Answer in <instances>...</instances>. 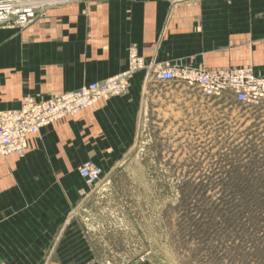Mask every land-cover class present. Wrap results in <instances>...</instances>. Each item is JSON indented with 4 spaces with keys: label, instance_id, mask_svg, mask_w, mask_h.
Wrapping results in <instances>:
<instances>
[{
    "label": "crops",
    "instance_id": "0c3cea01",
    "mask_svg": "<svg viewBox=\"0 0 264 264\" xmlns=\"http://www.w3.org/2000/svg\"><path fill=\"white\" fill-rule=\"evenodd\" d=\"M131 53L146 65L127 73ZM165 64L264 76V0H67L0 26V109L128 80L123 94L40 128L23 155L0 156V264L61 262L53 236L75 203L77 168L100 165L138 130L144 88Z\"/></svg>",
    "mask_w": 264,
    "mask_h": 264
},
{
    "label": "rangeland",
    "instance_id": "374dc122",
    "mask_svg": "<svg viewBox=\"0 0 264 264\" xmlns=\"http://www.w3.org/2000/svg\"><path fill=\"white\" fill-rule=\"evenodd\" d=\"M16 1L35 20L67 0ZM143 97L138 130L98 180L77 168L53 236L58 264H264V99L207 97L180 78L151 79Z\"/></svg>",
    "mask_w": 264,
    "mask_h": 264
},
{
    "label": "built area",
    "instance_id": "2783aa9c",
    "mask_svg": "<svg viewBox=\"0 0 264 264\" xmlns=\"http://www.w3.org/2000/svg\"><path fill=\"white\" fill-rule=\"evenodd\" d=\"M36 7L16 0H0V26L25 25L37 16ZM43 15V14H40ZM143 58L130 54V68L144 67ZM155 82L178 78L195 82L207 97L225 98L241 103H256L264 99V76L251 68L198 69L178 64H165L151 73ZM123 76L102 82H90L80 88L52 98H25L17 109H0V155H23L30 146V138L40 128L62 118H73L81 110L99 100L121 94L126 86ZM100 166L84 162L78 173L87 185L96 182Z\"/></svg>",
    "mask_w": 264,
    "mask_h": 264
},
{
    "label": "bare ground",
    "instance_id": "6f19581e",
    "mask_svg": "<svg viewBox=\"0 0 264 264\" xmlns=\"http://www.w3.org/2000/svg\"><path fill=\"white\" fill-rule=\"evenodd\" d=\"M19 26H21V25H19ZM130 62V61H129ZM138 69H141V68H138ZM137 70V69H136ZM114 78H116V77H114ZM110 79H112V78H110ZM109 80V79H108ZM106 81V80H105ZM120 95V94H119ZM119 95H117V96H119Z\"/></svg>",
    "mask_w": 264,
    "mask_h": 264
}]
</instances>
